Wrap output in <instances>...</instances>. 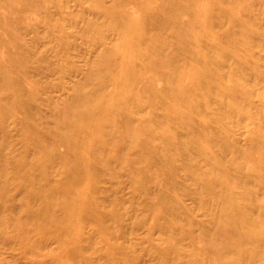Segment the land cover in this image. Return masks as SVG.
Here are the masks:
<instances>
[{
	"label": "rangeland",
	"instance_id": "rangeland-1",
	"mask_svg": "<svg viewBox=\"0 0 264 264\" xmlns=\"http://www.w3.org/2000/svg\"><path fill=\"white\" fill-rule=\"evenodd\" d=\"M81 2L0 0V71L12 64L10 76L16 85L22 67L37 68L33 77L30 73L32 80L27 75L19 85L37 87L31 95L33 112L40 109L53 129L51 105L69 108L74 118L78 113L71 107L73 89L98 91L91 78L95 68L109 71L108 80L115 78L119 86L127 87L115 99L128 100L125 112L140 121L142 129L125 140L132 166L122 170L124 207L131 221H147L139 231L141 237L152 234L162 249L177 243L184 252L183 263L219 264L204 254L211 239L235 242L232 230L246 219L251 225L245 233L264 235V0H107L112 12L107 19L99 16L95 6L99 2ZM31 53L36 56L29 61ZM122 61V72L111 69L109 64ZM54 66L62 74L51 73ZM153 82L155 93L148 86ZM4 83L0 80V90ZM43 84L51 91L38 87ZM96 98L80 104L89 108ZM19 116L39 122V117L26 113ZM70 118L62 116L72 132L75 125L70 123L78 120ZM111 120H99L106 123L101 134L112 132ZM81 121L84 128L87 121ZM118 122L119 134L125 132L127 122ZM23 130L25 135L15 128L10 134L20 150L33 139L30 127L24 125ZM59 150L68 152L64 146ZM197 152L210 154L212 165ZM202 173L213 183L214 198L207 195V184L200 183ZM129 174L145 187L134 200ZM226 181L234 193L221 186ZM237 209L245 212H237L239 219L234 215ZM218 228L228 235L216 239ZM143 249L147 255L142 258L162 264L148 242L136 255ZM261 249L244 242L225 259L244 252L258 256ZM13 260L25 264L23 258Z\"/></svg>",
	"mask_w": 264,
	"mask_h": 264
},
{
	"label": "bare ground",
	"instance_id": "bare-ground-1",
	"mask_svg": "<svg viewBox=\"0 0 264 264\" xmlns=\"http://www.w3.org/2000/svg\"><path fill=\"white\" fill-rule=\"evenodd\" d=\"M74 1L82 3V0ZM94 1L100 3L95 4V8L99 9V16L107 19L112 15L106 6L107 0ZM100 8L105 10L100 11ZM57 11L62 12V8L59 7ZM26 30L28 32L30 28ZM35 56L31 53L29 61ZM8 65L7 68L4 65L5 68L0 71L3 75L0 80L6 82L0 90V100H4L0 104V264H13V259L18 257L25 259V264H152L151 260L142 258L147 255L145 249L141 250L144 251L142 255H136L145 242L160 255L162 264H192L188 261L182 262L184 252L177 243L162 249L153 241L152 234L141 237L139 231L146 226L147 221H131L129 212L125 211L126 181L122 170L132 166L128 153L124 151V146L127 145L125 140L132 135H138L142 129L140 121L133 120V115L125 112L128 100L120 102L115 99L127 87L119 86L115 78L108 80L109 71H98L95 68L91 78L93 82L97 81L95 85L98 91L87 92L83 86L73 89L75 106L71 107L76 108L78 113L74 118H70L72 111L69 108L60 109L51 105L52 115L49 120L55 124L53 129L43 120L40 109L33 112L35 101L31 95L37 87H28L26 84L22 88L19 85V82H26L27 75L32 80L30 73L37 68L31 70L22 67L19 70L20 78L17 77L16 85H13L10 76L12 64ZM109 65L115 72L124 70V61ZM60 69L59 66H54L50 72L60 74ZM131 69L130 67L129 71ZM146 82H143V86ZM56 84L59 85L60 82ZM154 84L153 82L148 86L155 93ZM38 87L45 89V93L51 91L48 84ZM93 96H97L94 106L87 108L80 104L81 101H91ZM20 112L39 117V122L23 119L19 116ZM62 116L78 120L70 123L75 125L72 132L63 123ZM107 118L113 120L114 127L112 132L105 135L100 131L106 123L99 120ZM81 119L87 121L84 128ZM118 120L127 122L126 131L120 134ZM24 125L26 128L30 127L32 134L29 137L33 139L29 138L24 142L23 149L20 150L10 134L15 128L25 135ZM61 146L66 147L68 152L60 151ZM111 150L118 151L119 155L109 154ZM104 153L108 154L103 155ZM30 154L33 155L31 159ZM197 155L208 163L211 162L210 154L197 152ZM132 178L133 175L129 174L134 200L139 195V190L145 187L143 183ZM203 181L207 184V195L214 198L216 192L213 183L204 173L200 183ZM220 184L227 193H234V188L228 181ZM217 195L220 193L217 192ZM235 212L236 219L240 218L239 214L236 216L237 212L245 214L238 209ZM128 220L131 221L130 227L126 224ZM236 225L232 230L236 241L231 243L221 239L217 243L211 239L204 245L205 257L212 259L213 263L219 261V264L264 263V235L256 232L245 233L244 228L251 225L248 219ZM227 235V231L221 228L214 231L216 239ZM244 242L261 247L259 255L244 252L230 261L225 259L227 255L234 254L233 247H241Z\"/></svg>",
	"mask_w": 264,
	"mask_h": 264
}]
</instances>
